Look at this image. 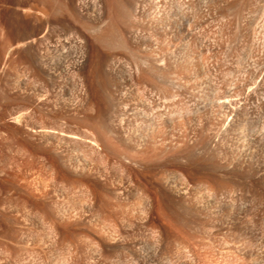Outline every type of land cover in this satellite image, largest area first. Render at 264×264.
<instances>
[{
  "label": "rangeland",
  "instance_id": "374dc122",
  "mask_svg": "<svg viewBox=\"0 0 264 264\" xmlns=\"http://www.w3.org/2000/svg\"><path fill=\"white\" fill-rule=\"evenodd\" d=\"M2 1L0 264H252L264 0Z\"/></svg>",
  "mask_w": 264,
  "mask_h": 264
},
{
  "label": "bare ground",
  "instance_id": "6f19581e",
  "mask_svg": "<svg viewBox=\"0 0 264 264\" xmlns=\"http://www.w3.org/2000/svg\"><path fill=\"white\" fill-rule=\"evenodd\" d=\"M35 3H37V4H45V3H48V2H50L51 0H33ZM0 2H4V1H2V0H0ZM36 7V6H35ZM29 10H31V9H29ZM35 11V13H38V14H40V15H42L43 14V11H41L40 9L38 10V9H35L34 10ZM2 44V43H1ZM69 44V41L68 40H64V41H59V43H58V45L57 46H59L60 48H65L67 45ZM1 48H3V45H1L0 46ZM55 48H57L56 46H55ZM44 70V69H43ZM254 240H256V237H255V239ZM253 241V240H252ZM152 245H148L147 246V248L149 249V252H151L150 250H155V249H153L154 247L152 246ZM252 246V245H251ZM258 247H264V242H260V241H253V246L251 247L252 248V255H254V257H253V260H252V264H264V256L262 257V258H259V256H256L257 254L255 253V249L257 248L258 249ZM145 249V248H144ZM256 249V250H257ZM239 250V249H238ZM237 250V251H238ZM254 251V252H253ZM258 252V251H257ZM154 254V253H153ZM256 254V255H255ZM259 254V253H258ZM151 255V254H150ZM262 255V254H261ZM250 259V258H249Z\"/></svg>",
  "mask_w": 264,
  "mask_h": 264
}]
</instances>
